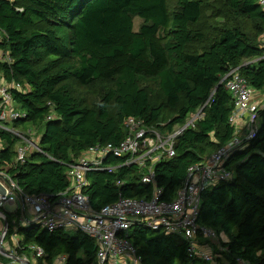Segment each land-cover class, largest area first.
Here are the masks:
<instances>
[{
  "label": "trees",
  "instance_id": "obj_1",
  "mask_svg": "<svg viewBox=\"0 0 264 264\" xmlns=\"http://www.w3.org/2000/svg\"><path fill=\"white\" fill-rule=\"evenodd\" d=\"M209 1L177 0L172 8L171 0H0V28L7 35L0 48L11 58L0 60V74L21 84L13 98L27 113L15 125L42 130L48 154L34 153L14 170L24 191L66 190L72 155L98 143L118 144L127 136L123 122L129 116L167 132L200 111L177 137L175 155L155 165L163 198L175 197L188 168L234 134V99L222 76L238 67L250 86L264 91V11L256 0H221L227 22L214 29L217 38L199 46L204 33L197 25ZM135 16L143 20L137 31ZM50 111L59 118L46 120ZM258 117L255 137L232 156V180L202 194L199 222L227 236L220 240L226 251L214 247L215 264H264V109ZM0 138L1 161L9 163L17 139L3 131ZM105 162L117 168L88 173L84 192L92 210L119 196L151 197L155 185L142 181L136 164L122 165L111 155ZM4 214L6 240L19 228V257L35 244L46 254L39 264L59 255L67 256L65 264L96 263L97 245L86 234L48 232L34 222L23 227L20 208ZM128 238L144 264H213L191 257L180 235L134 225ZM9 261L0 254V262Z\"/></svg>",
  "mask_w": 264,
  "mask_h": 264
},
{
  "label": "built area",
  "instance_id": "obj_2",
  "mask_svg": "<svg viewBox=\"0 0 264 264\" xmlns=\"http://www.w3.org/2000/svg\"><path fill=\"white\" fill-rule=\"evenodd\" d=\"M256 1L264 11V0ZM6 36V32L0 28V43H3ZM0 60L11 62L8 52L1 48ZM220 83H224L234 99V108L229 116L234 134L224 145L205 155L201 162L190 166L175 197L166 200L163 198V188L155 183V165L163 158L175 155L177 137L187 126L194 125L195 120L201 117L200 111L192 114L184 126H176L167 132L145 125L140 118L129 116L123 122L127 136L118 144L98 143L78 155H72V161L67 164L66 175L70 184L66 190L56 195L48 192L29 194L18 184L14 170L34 153L48 156L41 145L43 132L33 126L15 125L16 121L27 117V113L13 98V91L22 86L15 80L7 81L0 74V131L17 139L13 159L3 163L0 158V215L5 218L6 206L16 205L15 210L20 208L22 212L19 225L23 227L34 222L48 232L62 230L86 234L97 245V261L94 264H144L143 257L128 238L134 225L180 235L188 241L191 257L214 262V247L221 252L226 251V247L221 244L217 230L199 222L202 194L213 185L232 180V156L255 137L259 127L258 114L264 109V92L250 86L238 67H231L222 76ZM49 104L53 108V104ZM57 118L58 115L50 111L46 120ZM4 143L0 138V152L5 148ZM110 155L122 158V165L136 164L142 169V181L155 185L151 197L138 199L119 196L99 210H92L90 198L84 192L90 182L88 173L114 171L117 165L105 162ZM26 208L33 213L32 220L26 217ZM18 230V226H14L9 240H6L8 227L3 226L2 244L7 242L12 245V250L3 254L10 258L5 264H18V260L12 257L19 258L17 252L21 248V239ZM29 248L37 261L46 255L38 245H30ZM66 261V255H59L51 264H65Z\"/></svg>",
  "mask_w": 264,
  "mask_h": 264
},
{
  "label": "rangeland",
  "instance_id": "obj_3",
  "mask_svg": "<svg viewBox=\"0 0 264 264\" xmlns=\"http://www.w3.org/2000/svg\"><path fill=\"white\" fill-rule=\"evenodd\" d=\"M177 0H171V7L174 8L176 6ZM134 30L137 31L141 24L143 23V20L139 16L134 17ZM227 22L226 18V11L223 3L221 0H210L209 2L205 3L203 5V16L200 21V23L197 25V27L203 31L204 33V41L199 43V46H207L209 43H211L212 40L218 37L219 32L214 31L216 28H221L225 23ZM216 26V27H215ZM264 47V46H263ZM192 116H190L191 118ZM7 209L10 208L9 205L6 206ZM25 215L28 219L33 218V213L29 208H26ZM3 229V221L0 218V234ZM224 236V237H223ZM20 237V235H19ZM222 238H227L226 235H222ZM220 236V240L222 239ZM223 240V239H222ZM2 247L7 252L8 243H3ZM216 250V249H215ZM214 250V251H215ZM4 253V252H2ZM221 255V254H220ZM222 260H225V256L221 258ZM215 264V262H212Z\"/></svg>",
  "mask_w": 264,
  "mask_h": 264
},
{
  "label": "crops",
  "instance_id": "obj_4",
  "mask_svg": "<svg viewBox=\"0 0 264 264\" xmlns=\"http://www.w3.org/2000/svg\"><path fill=\"white\" fill-rule=\"evenodd\" d=\"M261 92H264V91H261ZM19 204V203H18ZM10 206V208L9 209H7V208H5L4 209V211L5 212H13L14 210H15V208H16V205H9ZM18 206H20V204L18 205ZM0 218L2 219V221H3V226H4V221H5V218H3L1 215H0ZM31 220V219H30ZM1 235V234H0ZM7 243V242H6ZM6 249V248H5ZM7 252H10L11 250H12V245L10 244H8V247H7ZM0 254H4V253H2V251L0 250ZM6 254V253H5ZM4 254V255H5ZM20 259H21V261L19 262L18 261V264H39V261H37L34 257H33V255L30 253V252H27V251H24L23 253H22V255L19 257ZM2 263V262H1ZM2 264H5V263H2Z\"/></svg>",
  "mask_w": 264,
  "mask_h": 264
},
{
  "label": "water",
  "instance_id": "obj_5",
  "mask_svg": "<svg viewBox=\"0 0 264 264\" xmlns=\"http://www.w3.org/2000/svg\"><path fill=\"white\" fill-rule=\"evenodd\" d=\"M31 223H33V222H31ZM4 227H8V223H7V220H6V219H5V221H4ZM2 240H3V236L0 235V250H1L2 252H4V253H8V252H6L5 249L2 247ZM12 257L15 258L16 260H18L19 262L21 261V259L18 258V257H16V256H12Z\"/></svg>",
  "mask_w": 264,
  "mask_h": 264
}]
</instances>
